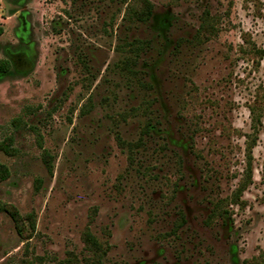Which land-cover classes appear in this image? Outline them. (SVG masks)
I'll return each mask as SVG.
<instances>
[{"label":"rangeland","instance_id":"374dc122","mask_svg":"<svg viewBox=\"0 0 264 264\" xmlns=\"http://www.w3.org/2000/svg\"><path fill=\"white\" fill-rule=\"evenodd\" d=\"M137 1L0 0V264H264V0Z\"/></svg>","mask_w":264,"mask_h":264},{"label":"trees","instance_id":"16d2710c","mask_svg":"<svg viewBox=\"0 0 264 264\" xmlns=\"http://www.w3.org/2000/svg\"><path fill=\"white\" fill-rule=\"evenodd\" d=\"M152 13H153V5L149 0H138L136 4L131 8V14L135 17L136 20L140 22L149 21L152 16ZM209 28H210L209 26L208 27L206 26V28L204 29L207 31ZM3 33H4V28L0 25V36H2ZM129 47L132 52L138 51V49L140 48L138 42L131 43ZM6 64H7L6 62L1 63L2 70H5L4 65ZM0 150H2L8 155H13L14 153L13 149L10 146V142L0 143ZM9 176H10V171L8 167L0 163V182L5 181L6 179L9 178ZM11 216L15 221L18 230L21 231V229H23L22 217L19 215V213L16 210H13V212H11ZM85 242L91 248H100V244L97 241V239L89 232L86 233L85 235Z\"/></svg>","mask_w":264,"mask_h":264}]
</instances>
